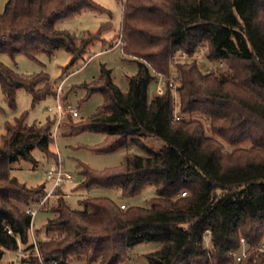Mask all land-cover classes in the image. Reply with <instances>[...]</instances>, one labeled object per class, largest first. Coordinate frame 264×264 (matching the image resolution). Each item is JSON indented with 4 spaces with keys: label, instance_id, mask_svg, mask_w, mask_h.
I'll return each mask as SVG.
<instances>
[{
    "label": "trees",
    "instance_id": "16d2710c",
    "mask_svg": "<svg viewBox=\"0 0 264 264\" xmlns=\"http://www.w3.org/2000/svg\"><path fill=\"white\" fill-rule=\"evenodd\" d=\"M85 11L107 9L94 0H7L0 12V54L38 60L64 48L74 60L112 27L80 34L58 27ZM120 36L122 52L137 62L127 91L103 64L81 86L87 98L101 93L103 104L88 119L68 118L64 136L102 132L108 140L96 151L137 142L144 153L128 152L120 165L103 170L78 162L81 180L74 189H114L131 197L151 184L155 196L145 206L121 207L123 200L91 195L76 209L57 190L38 237L40 253L58 264H138L130 254L153 244L148 264H232L231 252L244 238L249 256L239 264H264V0H125ZM199 51L226 69L203 72ZM183 52L191 58L176 59ZM159 75L166 80L162 95L150 91ZM0 85L12 109L20 88L32 94L34 106L57 93L49 74L19 73L1 60ZM199 114L209 118L211 134ZM26 118L23 113L7 122L0 144V261L5 250L23 248L21 262L39 264L27 210L47 191L21 183L11 164L24 158L36 166V148L57 160L50 148L54 121L29 124ZM143 138L164 146L152 149ZM219 139L250 147L226 152Z\"/></svg>",
    "mask_w": 264,
    "mask_h": 264
},
{
    "label": "rangeland",
    "instance_id": "374dc122",
    "mask_svg": "<svg viewBox=\"0 0 264 264\" xmlns=\"http://www.w3.org/2000/svg\"><path fill=\"white\" fill-rule=\"evenodd\" d=\"M94 1L106 8L107 11H85L81 15L58 22V27L77 34L85 31L96 33L103 25L112 24V27L106 28L102 32L100 39H94L74 60L72 54L64 48L55 51L52 55L41 54L38 60L31 59L24 54H18L14 58L8 54H0V60L19 73L33 75L45 72L57 84L56 96H48L39 101L35 106L32 103V94L23 88L18 89L16 94V109L9 107L0 85V144L2 143V135L5 133L6 123L13 122L16 117L21 116L23 113H26V120L29 124H44L50 118L54 121L53 143L50 148L56 153L57 160L48 158L43 151L36 148L32 154L35 160L38 161L37 165L34 166L30 160L24 158L14 161L11 164V174L14 177L28 187L44 186L48 192L53 185V180L48 178L47 171L58 164L59 161L63 169L72 173L76 179L75 183H66L58 189L66 193V201L72 208L81 209L82 205L80 201L84 197L91 195L110 196L117 201L123 200L121 203L127 205L145 206L155 196V188L151 184L147 185L137 195L131 197H121L119 192L114 189L93 188L86 193L74 189L81 180L78 173V162L85 163L96 170H103L120 165L128 152L144 153L141 144L137 142H130L128 147L112 152H98L95 148L106 144L108 140L107 135L102 132L85 130L74 133L71 136H64V134L69 132V129L65 126L68 118H73L76 122L80 119H88L103 104V95L101 93H94L87 98L86 90L81 87L83 83L91 82L100 74L103 64L112 69L114 80L123 91H127L128 89L127 76L133 75L137 71V62L132 58L126 57L121 50V44L118 45L121 39L120 34L125 0ZM6 2L7 0H0V12H3L5 9ZM112 44H115V46L112 47ZM178 58L176 56V59ZM199 61L200 67L205 73L211 71L219 73L226 69L225 65H217L215 62L208 60L205 56V51H203ZM61 84L62 90L59 91ZM156 85V82L151 84V93L156 91ZM174 95L177 100L176 104H178V95L177 93H174ZM57 99L60 100L63 107V115L59 125ZM72 107L79 110V117L73 116ZM197 116L205 124L207 134H211L209 118L200 114ZM57 126L58 130H56ZM219 140L222 142L226 152H231L234 148L250 147L249 142L232 145L221 139ZM142 142L155 150H159L164 146L163 142L152 138H143ZM54 198L51 197L50 200ZM32 205L35 207L37 204L33 203ZM49 207L50 203L48 200L46 205L41 208L34 218V230L37 238L44 236L47 220L51 217L48 211ZM38 232L40 235H38ZM205 239L206 245L209 247V233L205 235ZM154 248L155 245L153 244L140 245L130 254L131 260L138 264H148L146 254ZM22 249L19 252L5 250L0 264H23L21 262V258L24 255ZM70 264L84 263L73 261Z\"/></svg>",
    "mask_w": 264,
    "mask_h": 264
},
{
    "label": "built area",
    "instance_id": "2783aa9c",
    "mask_svg": "<svg viewBox=\"0 0 264 264\" xmlns=\"http://www.w3.org/2000/svg\"><path fill=\"white\" fill-rule=\"evenodd\" d=\"M122 45V41L121 39L119 40L118 45ZM202 52L199 51L197 53V55L195 56L196 58H201ZM180 59H190L191 57H189L186 53H180L179 55H177ZM157 87H156V93L158 95H162L165 91V85H166V80L165 77L163 75H159L157 81ZM63 84V83H62ZM62 84L59 86V91L62 90ZM175 83H171V86L175 87ZM58 103H57V109H58V125L62 119V115H63V107L61 105V102L59 99ZM72 114L74 117H79L80 116V112L77 108H71ZM58 130V126L57 129ZM47 176L49 179L53 180V185L51 187V189L46 193V195L44 196V198L34 207L31 206L27 211L30 212L32 214L33 217V221L35 216L37 215V213L41 210V208H43L47 201L51 198V197H56L57 196V190L62 187L63 185L67 184H72L76 181V179L74 178V175L72 173H69L67 171H65L61 165V163L59 162L58 164H56L53 168H51L50 170L47 171ZM186 192H182V195H185ZM121 207H125V204L123 203L121 205ZM34 222L32 223V227H31V237H32V242L35 245V249H36V254L38 257V262L39 264H58L57 259H46L39 251V247H38V238L36 236L35 230H34ZM11 232V231H9ZM209 233V232H208ZM249 245L247 243V241L242 238L240 241V246L237 250L232 251V255L235 258V263L232 264H239L241 261H243L244 259H246L249 256ZM260 252H264V244H262L259 248Z\"/></svg>",
    "mask_w": 264,
    "mask_h": 264
},
{
    "label": "crops",
    "instance_id": "0c3cea01",
    "mask_svg": "<svg viewBox=\"0 0 264 264\" xmlns=\"http://www.w3.org/2000/svg\"><path fill=\"white\" fill-rule=\"evenodd\" d=\"M113 45V47L115 46V44H112Z\"/></svg>",
    "mask_w": 264,
    "mask_h": 264
}]
</instances>
